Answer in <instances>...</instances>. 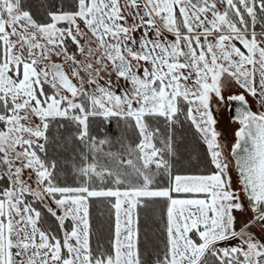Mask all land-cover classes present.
Returning a JSON list of instances; mask_svg holds the SVG:
<instances>
[{
	"label": "snow or ice",
	"instance_id": "1",
	"mask_svg": "<svg viewBox=\"0 0 264 264\" xmlns=\"http://www.w3.org/2000/svg\"><path fill=\"white\" fill-rule=\"evenodd\" d=\"M0 264H264V0H0Z\"/></svg>",
	"mask_w": 264,
	"mask_h": 264
},
{
	"label": "rangeland",
	"instance_id": "2",
	"mask_svg": "<svg viewBox=\"0 0 264 264\" xmlns=\"http://www.w3.org/2000/svg\"><path fill=\"white\" fill-rule=\"evenodd\" d=\"M233 115H234V112L229 111L227 108H225L223 110V115L218 117L220 121L218 128L220 131L223 132L224 140L225 142L228 143L229 148L231 146V143H234L233 132L235 128L237 127V125L232 122ZM233 177L235 179V173H233Z\"/></svg>",
	"mask_w": 264,
	"mask_h": 264
},
{
	"label": "trees",
	"instance_id": "3",
	"mask_svg": "<svg viewBox=\"0 0 264 264\" xmlns=\"http://www.w3.org/2000/svg\"><path fill=\"white\" fill-rule=\"evenodd\" d=\"M111 131L114 134H117V130L115 129V126H113V128L111 129ZM185 143L189 146V148L193 147L192 139H191L190 134L187 136ZM193 163H195V161H193ZM96 215L99 216L100 213L99 212H96ZM97 226H98V224H97ZM152 239H154V238H152Z\"/></svg>",
	"mask_w": 264,
	"mask_h": 264
}]
</instances>
